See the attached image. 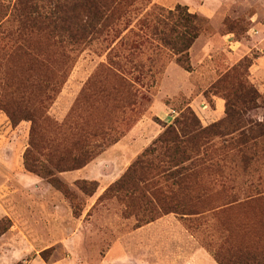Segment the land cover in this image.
Wrapping results in <instances>:
<instances>
[{
    "label": "rangeland",
    "instance_id": "rangeland-1",
    "mask_svg": "<svg viewBox=\"0 0 264 264\" xmlns=\"http://www.w3.org/2000/svg\"><path fill=\"white\" fill-rule=\"evenodd\" d=\"M15 1L1 0L7 11L0 9V264H98L112 242L126 238L135 246L134 231L165 216L168 237L178 239L176 222L187 232L189 254L201 248L214 261L213 252L227 258V249L242 244L262 259L264 78L251 68L264 42V0H125L119 18L93 22L87 33L79 28L90 25L93 8L105 10L106 0H38L44 13L56 11L62 44L45 78L61 86L42 104L48 121L38 132L30 121L12 124L5 112L22 110L29 95L38 111L44 82L7 36L16 26ZM177 6L202 20L188 71L153 29ZM29 40L40 56L41 37ZM246 61L244 75H235ZM241 84L260 97L241 102ZM226 97L232 122L242 110L263 127L255 126L252 140L212 136L186 181L183 156L157 140L188 110L202 128L223 120ZM77 140L90 157L80 169L70 168ZM185 210L194 215H181Z\"/></svg>",
    "mask_w": 264,
    "mask_h": 264
},
{
    "label": "trees",
    "instance_id": "trees-1",
    "mask_svg": "<svg viewBox=\"0 0 264 264\" xmlns=\"http://www.w3.org/2000/svg\"><path fill=\"white\" fill-rule=\"evenodd\" d=\"M124 1L125 0H106V3L104 4L106 7L103 12L93 8V11L88 15L90 25H83V28H79L81 31L80 33H87L92 28V31H94L95 27L92 23H98L100 19L105 22H112L119 18L120 13L122 12V8L120 7L127 4V2ZM4 8L5 11H7L6 6L0 0V9L4 10ZM41 10L42 8L39 6L38 0H16L12 8V19L16 21V26L7 34L13 44L19 43L16 48L19 51H23L29 68H37V70L43 71L44 82L43 85L39 87L41 106L39 110L37 109L38 111L33 107L31 95H29V97L23 102L24 105L22 106V110L16 112H14L15 110H6L5 112L12 124L20 121H30L32 123V131L36 130L37 132L40 127L38 123L42 124L43 122L48 121V118L45 116L48 109L45 106H42V104L44 102L51 103L54 99L53 96L56 95L57 90L61 86L60 84H56V82L53 84L49 82V80H45L47 75L49 76L48 72H52L48 66L51 64V59L56 57V49L62 48L60 37L58 36L56 39V11L44 13ZM187 11L188 10L185 7L177 6L173 11L166 12L165 17L157 18V25L153 27V29L155 30V34L158 35L160 43L176 57V62L188 71L190 68L187 52L193 42L198 38L200 31L199 23L202 20L197 15L189 14ZM3 16H5V14H3ZM159 26H161V30L158 29ZM33 33H36L42 39L39 52L40 56L35 52L29 40V36ZM75 33L79 32L76 31ZM244 63H240L238 67L234 69L233 73L235 75H242L239 72L242 73L244 68L246 71L251 66L249 61H246V65H244ZM228 76V74L224 75L213 89L217 88L218 85L227 82ZM50 87H52V90H50L52 93L51 95L48 94ZM241 88L247 89L248 92L245 93ZM238 94V99H241V102H245V96L247 97L252 94L253 97H260L252 87H248L245 84L240 85V91ZM249 101L252 103L251 98H249ZM229 107V101L226 97L225 118L205 128L200 126L196 116L188 110L184 114H181L179 119L174 122V125L169 126L164 131L163 135L157 140L158 143H161L162 145L166 142L168 148L172 152H179L183 156L182 161L183 163H186L187 166L183 167L181 170L185 172L186 181H191L196 173L194 171L195 168H197L203 157L206 156V152L211 149L212 136H219L222 138L237 133L239 137H243L246 140H252L253 138H251V134L255 126H258L259 130L260 127H263V125H254L251 120L244 119L246 113H242V110L235 112L232 122L231 112L233 111ZM244 111L246 112V110ZM259 135L262 136L264 133L261 132ZM75 144H77V147L79 148L77 152L78 155L72 159L74 165L70 168L80 169L89 162L90 157L86 156V152L82 150L81 140H77ZM47 152L48 154H55L56 147L48 148ZM39 156L42 158L43 154H39ZM44 158H46L47 163H50L49 160L51 157L44 156ZM39 165L44 166L45 164L39 162ZM59 165L60 162H58L56 167ZM177 166L178 165L175 164V167ZM175 169V172L177 173L178 170L177 168ZM129 172L130 171H128L127 174H129ZM190 188L191 186H188V189ZM199 198L200 197H197V199ZM181 215H194V213L185 210ZM226 253L230 257L224 258V256H221V252H213L212 256L214 261L217 264H258V261L264 262L262 254L260 255L263 258L260 259L251 253L250 248L243 246L242 244L236 245L235 248L230 247L227 249Z\"/></svg>",
    "mask_w": 264,
    "mask_h": 264
},
{
    "label": "crops",
    "instance_id": "crops-1",
    "mask_svg": "<svg viewBox=\"0 0 264 264\" xmlns=\"http://www.w3.org/2000/svg\"><path fill=\"white\" fill-rule=\"evenodd\" d=\"M257 49L260 53L256 63L252 65L251 73L263 79L264 42ZM84 169V171L90 170V168ZM98 171L99 168L92 170L93 173ZM27 179L25 177L26 181ZM170 219V216H165L136 229L132 236L133 242L138 240L135 246H131L126 238L115 240L104 250L98 264H216L201 248L194 249L189 254L187 249L192 243L189 241L187 232L178 222L176 226H173L175 234L179 236L178 239L168 237L164 231Z\"/></svg>",
    "mask_w": 264,
    "mask_h": 264
}]
</instances>
